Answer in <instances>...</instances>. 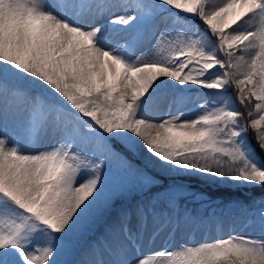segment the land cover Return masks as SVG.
Listing matches in <instances>:
<instances>
[{
	"label": "snow or ice",
	"instance_id": "snow-or-ice-1",
	"mask_svg": "<svg viewBox=\"0 0 264 264\" xmlns=\"http://www.w3.org/2000/svg\"><path fill=\"white\" fill-rule=\"evenodd\" d=\"M192 177L264 188V0H0V264H264V209L194 239Z\"/></svg>",
	"mask_w": 264,
	"mask_h": 264
},
{
	"label": "rangeland",
	"instance_id": "rangeland-1",
	"mask_svg": "<svg viewBox=\"0 0 264 264\" xmlns=\"http://www.w3.org/2000/svg\"><path fill=\"white\" fill-rule=\"evenodd\" d=\"M236 89L233 85L229 89L228 95L232 98L231 107L239 111H244V108L235 99ZM189 97L195 96V92L187 93ZM173 95L169 89H163L161 91L160 101L157 108L152 112L153 115H161L167 109V105L171 103ZM254 104V101H253ZM252 105H249L251 107ZM186 107H193L190 101L186 102ZM249 140H252V133H249ZM170 182L167 180L157 181L158 186L153 187L151 190H144L135 186L134 181L129 183V191L125 194V199L118 201L116 208L113 209L111 214H106L96 221V223L87 231L79 241V247L81 249L86 248L89 244H96L99 241V247H97V254H103V258L108 259V255L104 252L106 246L105 234L110 225L115 222V214L121 206H134L138 201H142L152 196H163L164 188ZM187 187V191L181 194L179 200L180 207L186 208L193 214H201L207 218L208 214L215 210L217 219L211 221L208 226H202L195 230L194 239L200 240L204 238V234L207 233L208 239H216L221 236H228L230 234H239L246 236H258L259 228L255 225L254 221L259 211L264 209V188L260 186H238L235 184H218L206 182L203 178L192 177L191 179L182 182ZM221 190H233L236 193L227 196H220ZM220 197L221 199H211V197ZM259 196V197H258ZM257 197V198H256ZM247 199H253L256 202H250L248 205L249 210L242 208ZM258 205H263L258 207ZM242 208V209H241ZM228 219L240 220V224L229 231H224V227H227ZM251 221V223H250ZM201 230V231H200ZM200 231V233H199ZM198 235V236H197ZM197 236V237H196ZM107 244L114 246V241L109 236L107 238ZM78 256L70 257V259H78Z\"/></svg>",
	"mask_w": 264,
	"mask_h": 264
},
{
	"label": "bare ground",
	"instance_id": "bare-ground-1",
	"mask_svg": "<svg viewBox=\"0 0 264 264\" xmlns=\"http://www.w3.org/2000/svg\"><path fill=\"white\" fill-rule=\"evenodd\" d=\"M152 197H154V196H152ZM259 197V196H258ZM257 198V197H256ZM256 201H259V200H256ZM256 201H254L253 199L251 200V199H247L246 200V202L244 203V205L242 206V208H244V209H247L248 208V205H251V203L250 202H256ZM263 205H258V207H262ZM241 208V209H242ZM247 210H249V209H247ZM227 222H228V225H227V227H224V231H229V230H231V229H233V227H236V226H238L239 224H240V220H234V219H228L227 220ZM201 231V230H200ZM200 231H199V233H200ZM198 236V235H197ZM196 236V237H197Z\"/></svg>",
	"mask_w": 264,
	"mask_h": 264
},
{
	"label": "trees",
	"instance_id": "trees-1",
	"mask_svg": "<svg viewBox=\"0 0 264 264\" xmlns=\"http://www.w3.org/2000/svg\"><path fill=\"white\" fill-rule=\"evenodd\" d=\"M253 144H254V142H253ZM216 191H218L219 192V195L220 196H227V195H231L232 196V194H234V193H236L235 191H233V190H228V189H225V190H221V189H218V190H216ZM217 197V196H216Z\"/></svg>",
	"mask_w": 264,
	"mask_h": 264
}]
</instances>
